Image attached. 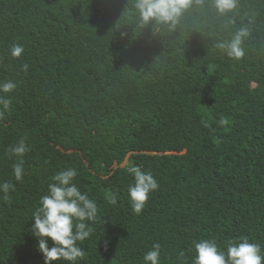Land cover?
Here are the masks:
<instances>
[{"label":"trees","instance_id":"obj_1","mask_svg":"<svg viewBox=\"0 0 264 264\" xmlns=\"http://www.w3.org/2000/svg\"><path fill=\"white\" fill-rule=\"evenodd\" d=\"M134 5L0 0V82L17 83L0 93L11 99L0 183L15 185L0 193V264H44L32 213L69 167L98 206L77 264H144L154 243L160 264H192L202 238L226 249L247 236L264 248V0H237L225 14L191 0L175 25L145 24ZM241 28L237 60L218 44ZM21 139L30 151L16 181L8 149ZM132 166L159 184L139 215L127 198Z\"/></svg>","mask_w":264,"mask_h":264},{"label":"clouds","instance_id":"obj_2","mask_svg":"<svg viewBox=\"0 0 264 264\" xmlns=\"http://www.w3.org/2000/svg\"><path fill=\"white\" fill-rule=\"evenodd\" d=\"M237 0H214V6L220 14H225L236 7ZM191 4V0H135L143 23L155 21L157 24L175 25L178 18ZM248 34L246 28L236 32L230 41L221 42L218 47L233 59L244 55L241 47L242 38ZM13 58H19L24 52L20 44H13L9 49ZM23 71L28 65L21 66ZM17 88L13 79L0 82V93L8 94ZM11 99L8 95H0V118L10 108ZM220 124L226 123L221 119ZM30 151L25 140L21 139L8 149L10 158H16L13 173L16 181L23 178L25 169L23 156ZM129 173L133 177L127 186V198L132 211L139 215L145 208L149 196L159 187L151 170H143L132 166ZM78 172L75 168H65L51 177L47 192L39 199V205L32 213L31 235L37 240V249L43 254L44 264L54 261L77 264L85 252L80 243L92 236L94 225L98 219V206L86 192H82L74 182ZM15 185L5 181L0 183V193L7 198ZM108 203H117L116 194L109 197ZM49 240L52 242L49 245ZM195 255L192 264H264V248L259 243L250 242L247 236L229 239L226 249L221 248L215 238L193 241ZM161 245L154 243L151 250L143 254L144 264H160Z\"/></svg>","mask_w":264,"mask_h":264}]
</instances>
